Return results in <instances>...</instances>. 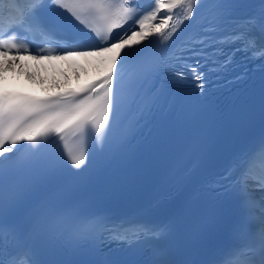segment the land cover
<instances>
[{
    "label": "snow or ice",
    "instance_id": "6c2138e0",
    "mask_svg": "<svg viewBox=\"0 0 264 264\" xmlns=\"http://www.w3.org/2000/svg\"><path fill=\"white\" fill-rule=\"evenodd\" d=\"M205 2L151 0L152 7L145 9L141 0H0V75L23 70L21 62L26 56L33 60L96 56L107 69L98 81L44 97L0 90V264H43L32 238L11 222L13 205L7 192L14 184L51 169L55 157L45 151L50 144L62 145L67 163L81 169L88 160L90 143L101 154L114 150L113 129L122 112L130 113L131 119L121 143L185 80L196 81L200 95L206 96L210 75L217 74L208 66L228 72L237 52L264 62V0H210L216 14L205 20L207 30L176 36L185 21L198 16ZM241 6L253 11L234 18V9ZM177 9L182 14L173 22ZM126 24L129 28L124 29ZM150 36L158 37L161 45L172 41L169 47L174 53L166 59L141 56L143 50L136 46ZM36 38L56 43L63 55L42 53ZM260 68L264 72V63ZM28 76L34 78L33 73ZM248 77V69L243 68L236 80ZM260 96L259 136L233 154L209 189L223 203L206 218L205 226L224 218L231 201H238L243 209L232 230L236 243L217 250L211 259H173L176 223L168 219L115 224L108 217L61 209L45 215L33 231L46 227L87 257L70 264H264V81ZM113 243L147 258L110 259L112 252L123 250L110 249Z\"/></svg>",
    "mask_w": 264,
    "mask_h": 264
},
{
    "label": "bare ground",
    "instance_id": "6f19581e",
    "mask_svg": "<svg viewBox=\"0 0 264 264\" xmlns=\"http://www.w3.org/2000/svg\"><path fill=\"white\" fill-rule=\"evenodd\" d=\"M22 63V62H21ZM23 70L17 68L16 71L19 75L24 77V80L33 83H55V81L60 79H70L76 78V76L87 77L93 73H97L106 68L105 65L101 63V58L96 56L83 57L79 56L77 58H66L65 69L59 70L56 65H51L46 67L39 63L38 60H25L22 63ZM28 73H33L34 78H29Z\"/></svg>",
    "mask_w": 264,
    "mask_h": 264
}]
</instances>
